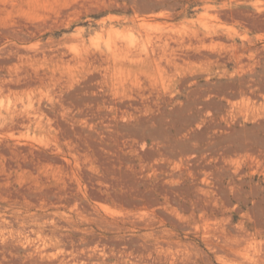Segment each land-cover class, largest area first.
<instances>
[{"label":"rangeland","instance_id":"374dc122","mask_svg":"<svg viewBox=\"0 0 264 264\" xmlns=\"http://www.w3.org/2000/svg\"><path fill=\"white\" fill-rule=\"evenodd\" d=\"M161 28L118 81L109 44ZM239 226L264 239V0H0V264H264Z\"/></svg>","mask_w":264,"mask_h":264},{"label":"bare ground","instance_id":"6f19581e","mask_svg":"<svg viewBox=\"0 0 264 264\" xmlns=\"http://www.w3.org/2000/svg\"><path fill=\"white\" fill-rule=\"evenodd\" d=\"M155 24L161 27L166 25L164 22L162 23L160 21L155 22ZM142 33H144L143 37L146 43H144V41L143 43L145 45L140 43L133 44V42L126 45L114 41L109 44L111 57L113 59V75L118 81L120 78L123 79L127 77V73H123L124 68L118 66L119 64L128 63V65L131 66L130 70H134L133 68L140 67L142 64H148V68L152 69L150 71H160L162 69V63L158 59H160L163 49L170 45V40L173 39L172 33L169 30L162 28L154 33L148 31ZM231 230H234L233 233H231L232 237H237L236 239L240 240L243 239L242 241H236L233 239L235 243L230 245L231 253L236 256H238L239 253H244L245 256L253 258V260H256L259 263H264V239L259 240L256 237H252L250 240V233L247 230L242 229L240 226L233 227ZM222 237H224L223 240H225V236H221V238ZM225 243H231V240L226 239ZM172 249H174V246L169 245L168 250L172 253L171 256L173 257L175 252H173L174 250L172 251ZM233 251H237V253H234ZM146 261L152 263L150 260Z\"/></svg>","mask_w":264,"mask_h":264}]
</instances>
